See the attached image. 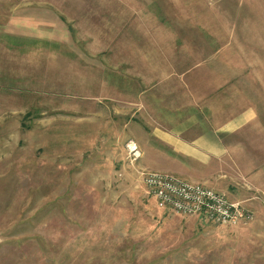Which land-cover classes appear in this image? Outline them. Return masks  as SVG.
Instances as JSON below:
<instances>
[{"label":"rangeland","instance_id":"374dc122","mask_svg":"<svg viewBox=\"0 0 264 264\" xmlns=\"http://www.w3.org/2000/svg\"><path fill=\"white\" fill-rule=\"evenodd\" d=\"M190 164L253 221L158 208ZM0 264H264V0H0Z\"/></svg>","mask_w":264,"mask_h":264},{"label":"built area","instance_id":"2783aa9c","mask_svg":"<svg viewBox=\"0 0 264 264\" xmlns=\"http://www.w3.org/2000/svg\"><path fill=\"white\" fill-rule=\"evenodd\" d=\"M127 150L134 159L140 155L133 142L127 144ZM143 176L149 196L155 199L161 210L202 217L222 227H237L253 221V213L244 202L231 200L213 187L161 171H148Z\"/></svg>","mask_w":264,"mask_h":264},{"label":"crops","instance_id":"0c3cea01","mask_svg":"<svg viewBox=\"0 0 264 264\" xmlns=\"http://www.w3.org/2000/svg\"><path fill=\"white\" fill-rule=\"evenodd\" d=\"M15 76L16 75L14 74L10 75L8 72H6L4 85L15 90V84L20 82V80H18L19 75H17V77ZM223 132L229 134L230 129H225ZM171 143L174 144L175 150L178 154H180V156L195 162L196 165H198V169H200V167H204L206 169L208 166H213V159H225L228 156L227 154H229L227 146L224 147L222 141L220 143L216 133L213 131L206 132L190 140H185L182 138L174 139ZM179 172L182 175H180L181 178L186 180L204 181L208 178L206 170L203 174L194 172L193 165L191 164L190 166H184V168L180 169Z\"/></svg>","mask_w":264,"mask_h":264}]
</instances>
